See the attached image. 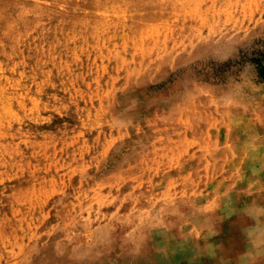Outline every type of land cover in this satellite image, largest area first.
Here are the masks:
<instances>
[{"label":"rangeland","instance_id":"1","mask_svg":"<svg viewBox=\"0 0 264 264\" xmlns=\"http://www.w3.org/2000/svg\"><path fill=\"white\" fill-rule=\"evenodd\" d=\"M264 0H0V264H264Z\"/></svg>","mask_w":264,"mask_h":264},{"label":"trees","instance_id":"2","mask_svg":"<svg viewBox=\"0 0 264 264\" xmlns=\"http://www.w3.org/2000/svg\"><path fill=\"white\" fill-rule=\"evenodd\" d=\"M248 50H243L239 57L227 62V68L237 67L244 63H250L255 67L256 73L261 78H264V40H257Z\"/></svg>","mask_w":264,"mask_h":264}]
</instances>
